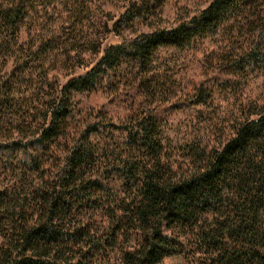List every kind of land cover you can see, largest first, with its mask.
<instances>
[{
  "label": "trees",
  "instance_id": "trees-1",
  "mask_svg": "<svg viewBox=\"0 0 264 264\" xmlns=\"http://www.w3.org/2000/svg\"><path fill=\"white\" fill-rule=\"evenodd\" d=\"M194 5L0 0V264H264V0ZM183 106L187 137L158 115Z\"/></svg>",
  "mask_w": 264,
  "mask_h": 264
},
{
  "label": "rangeland",
  "instance_id": "rangeland-1",
  "mask_svg": "<svg viewBox=\"0 0 264 264\" xmlns=\"http://www.w3.org/2000/svg\"><path fill=\"white\" fill-rule=\"evenodd\" d=\"M195 0H161L163 3V18L166 20L168 24L175 22V20L180 19V17L185 14V8L183 6H188L190 12H194L196 6L194 5ZM119 11V10H118ZM112 22L110 23V25ZM120 39L114 34H108L107 38L102 44L101 48V55L103 54L106 47L114 44H118ZM97 62L95 60L92 62L88 67L80 68L77 73L74 75L79 76L87 72L94 64ZM66 78L65 80H67ZM177 80L181 85V92H188L190 90V85L194 84L200 80H203L202 69L200 68L199 64L196 62H188L186 61L182 65L177 72ZM182 95V94H181ZM81 106L83 108L88 107H104L105 109H109L112 111H116L118 113L124 112L123 106L119 105L118 103H111L110 97H108L105 93L102 92H93L91 94H83L80 96ZM200 110V108L194 109L193 107L183 106L182 108L174 110H159L158 115L159 117L166 119L171 125L174 131H177L179 136H186L190 133L193 128H197L200 126L198 124V117L196 113ZM226 109L219 108L216 109L213 114L211 112H207L205 117L208 118L209 116H216L217 119H214L212 123H214L215 128L212 130V133L223 137L226 134L225 128H228L227 118L228 116L225 114ZM213 118V117H212ZM193 121V122H191ZM164 264H183V261L180 258H172L165 260Z\"/></svg>",
  "mask_w": 264,
  "mask_h": 264
}]
</instances>
